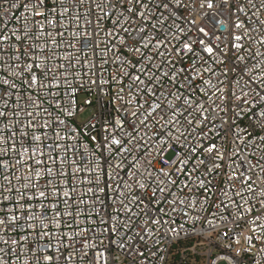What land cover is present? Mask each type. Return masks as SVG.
Returning a JSON list of instances; mask_svg holds the SVG:
<instances>
[{"label":"built area","instance_id":"obj_1","mask_svg":"<svg viewBox=\"0 0 264 264\" xmlns=\"http://www.w3.org/2000/svg\"><path fill=\"white\" fill-rule=\"evenodd\" d=\"M34 2L0 0V140L11 141L0 143V218L17 217L0 227V264H264V0H145L150 23L127 0H94L104 12ZM121 24L145 28L144 40L106 50ZM16 49L46 65L39 85L12 76L33 62ZM210 144L217 152L200 150Z\"/></svg>","mask_w":264,"mask_h":264},{"label":"snow or ice","instance_id":"obj_2","mask_svg":"<svg viewBox=\"0 0 264 264\" xmlns=\"http://www.w3.org/2000/svg\"><path fill=\"white\" fill-rule=\"evenodd\" d=\"M86 2H91L92 7L100 9L101 12H104V9H103L102 5L98 4V3H95L94 0H73L72 7L75 8V7H77V5L84 6ZM127 2L130 3V4H134V5H139L141 8L144 9V11H141L139 13H134L132 8H127L126 10L130 14H136L140 18H142L143 20L148 21L149 23L151 22L150 21V10L148 9V6H147V3H145V0H127ZM26 3H27V0H25V3L20 5V6H25L26 7ZM107 3L109 5H113V4L118 5V4H120V0H107ZM171 3H172V0H166V2H163L162 4H160L159 7H163L164 9H168L169 8V4H171ZM173 6L174 7L182 6L181 5V0H175V4ZM13 7H16V5L14 4ZM34 7H36V8L43 7V0H35ZM203 7H205V5L201 4V8H203ZM206 7L209 8V9H211L213 7V4L211 3V0H208V3L206 4ZM64 10L70 12V9H64ZM90 10L91 9H89V11ZM110 14L111 13H108V12L104 13V15H110ZM35 15L44 16V13L37 11L35 13ZM45 19H46V23L48 25H56V24H58V20H47L46 17H45ZM73 19L76 20L77 22L80 21L81 19H85V25H84L85 27L87 26L88 23H90L89 21L86 20V17L82 16L81 14H77V16L73 17ZM124 21H125V23H128L129 25L131 24L130 17L124 18ZM94 23L98 25L99 21L98 20L94 21ZM242 26H243L242 24H237L236 25V27H242ZM37 27H40V25H37ZM153 27H154V25H153ZM198 31L201 32V33H204V29L203 28H199ZM121 33H124L125 35H121ZM144 34H145V28H143V27L133 29L131 27H124V24H121L119 32H116L115 34H113L112 32H109L107 34L108 37H109V40H108V43L105 45V49L107 50V49L112 48L114 46V41H116V40H119V43L121 45H125V44H129L130 45V42L132 40H135L136 43H140L141 41L144 40ZM13 36H15L14 33H13ZM27 36H28V34L25 33V35L23 37L15 36V39L17 41H22L24 39H27ZM88 36H89V33L85 32L84 33V37H88ZM7 39H9V37L0 36V40H7ZM237 39H240V37H237ZM51 43L55 44V41H51ZM93 43H94V41L85 38V39H83L81 41V49L82 50L90 49L92 51L93 55H95L96 54V49L94 47H92ZM159 43L160 42H158V45H159ZM201 43H203V42L201 41ZM144 46L147 47V44H145ZM31 47L32 46L29 45V48H31ZM184 47L186 49H188L189 51H191V45L190 44H186V45H184ZM40 50L42 51L43 49H40ZM16 51L22 52V54L24 56L28 57L29 59H32L33 62L30 63V64H26V66H19L18 65V67H20V71L12 73V76L15 78L16 76H22L23 74H28L30 76V80H22V83L25 84L27 87H32V86L39 85L40 84V80H39V77L36 75V71H38L41 67H46V65H41V64L37 63L36 59L34 57L29 56V53L27 51H23V49H16ZM133 51H139V49L138 48H134ZM207 51L211 52L212 49L208 48ZM17 59H19V57H17ZM44 59L46 60L47 57H45ZM124 62L127 63V61H124ZM58 70H62V67L59 68ZM49 71H51V70L49 69ZM125 75H127V73H125ZM141 75L146 76V78L148 79V81L150 83H154L156 85V90L157 91L159 90L160 84L156 81V78L154 76L148 75L146 69L144 71H142ZM164 75L167 76L168 73H164ZM175 79H176V77L173 76L172 80H175ZM133 81L134 82H138L139 85L145 87V90L150 92L153 96L156 95V91H154L152 88H148L147 85H145V81L141 79L140 75H137V76L133 77ZM3 84L7 85L9 88H13V89H15L17 87V85L15 83H13L12 81H10L8 79H4ZM176 99L179 100V99H181V97L177 96ZM183 103L186 104V105H190L191 101L188 100L187 98H184L183 99ZM168 106L172 107V102L171 101L168 102ZM37 107H39V105H37ZM199 107L202 108L203 106L199 105ZM160 108H161V105L159 103H157L155 105V108L153 109V111H155L156 109H160ZM4 115H5V113L0 112V116H4ZM28 115L31 116L32 114L28 113ZM149 115H151V114H149ZM179 115H181L179 110L173 108V120H172L173 126H175V123L178 122L177 121V117ZM188 123L191 124L192 121H189ZM32 139H33V142H35V141H39L41 139V137L40 136H35ZM0 143H11V141L8 138H4L3 140H0ZM114 143L118 144L119 141H114ZM199 147H200V150L205 151V152H207L210 155L212 153H214V152H217L215 144H210L207 148H204L203 145H200ZM37 150L38 149H33L32 150V155L29 157V159H32V157L35 156ZM0 151H2V149H0ZM190 151L192 153H196L197 152V148H192V149H190ZM41 155H43V153H41ZM216 158L219 159L221 157L217 154ZM34 162L35 163H40L39 161H34ZM181 163L184 164V163H186V161H181ZM200 163H203V161H200ZM205 166L207 167V165H205ZM213 166L216 167L214 161H213ZM5 167H7V166L5 165ZM209 171H212V169H209ZM51 172H52L51 168H47L45 170V174H50ZM40 175H41V173H39V172L36 173L37 177H39ZM5 179L7 180L8 178L5 177ZM203 185H204V181H201V186H203ZM33 187H35V185H33ZM44 187L47 189V188L50 187V184L48 182H46ZM49 195H52V196L57 197V198L59 197V193L57 191H55V190H53L51 193H49L47 191H38V197L39 198H47ZM63 195L65 197H67L68 193H64ZM33 198L35 199L36 197H33ZM25 199H28V198L25 197ZM48 207L49 208H55L56 205L55 204H51ZM38 208L40 210H43V209H45V205L43 203H41V204L38 205ZM24 211H25V213H27L29 211V209H25ZM27 218L28 219H32L33 217L29 216ZM16 221H17V217L16 216H12L10 222H9L7 216H5L4 218H0V227H4V226L7 225L8 227L14 229V224H15ZM42 227H47V225L42 224ZM24 239H27V237H25ZM5 243H7V241H5ZM18 243H19V241H17V240H13L12 241L13 245H16ZM43 259L45 261H47V262H52L53 261V257L52 256H44Z\"/></svg>","mask_w":264,"mask_h":264},{"label":"rangeland","instance_id":"obj_3","mask_svg":"<svg viewBox=\"0 0 264 264\" xmlns=\"http://www.w3.org/2000/svg\"><path fill=\"white\" fill-rule=\"evenodd\" d=\"M89 114H90V112H89V111H86L85 113H83V114L80 116V119H85L86 117L89 116ZM220 264H227V262L224 261V262H221Z\"/></svg>","mask_w":264,"mask_h":264}]
</instances>
